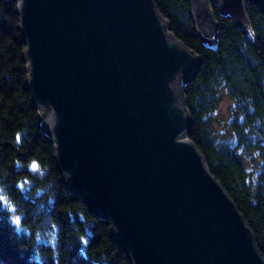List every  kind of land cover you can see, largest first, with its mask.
I'll return each mask as SVG.
<instances>
[{"label": "water", "instance_id": "water-1", "mask_svg": "<svg viewBox=\"0 0 264 264\" xmlns=\"http://www.w3.org/2000/svg\"><path fill=\"white\" fill-rule=\"evenodd\" d=\"M25 85L61 181L110 221L132 264H264L253 231L189 137L184 83L203 58L154 0H16ZM216 49L210 2L255 44L246 0H190ZM264 12V0H251Z\"/></svg>", "mask_w": 264, "mask_h": 264}, {"label": "trees", "instance_id": "trees-1", "mask_svg": "<svg viewBox=\"0 0 264 264\" xmlns=\"http://www.w3.org/2000/svg\"><path fill=\"white\" fill-rule=\"evenodd\" d=\"M154 1L172 34L203 58L184 83L193 119L188 138L243 214L264 258V12L246 0L254 44L211 1L219 24L215 49L201 41L190 0ZM17 5L0 0V264H132L110 221L61 181L53 140L37 125L38 108L25 85ZM224 98L231 101L226 118Z\"/></svg>", "mask_w": 264, "mask_h": 264}, {"label": "rangeland", "instance_id": "rangeland-1", "mask_svg": "<svg viewBox=\"0 0 264 264\" xmlns=\"http://www.w3.org/2000/svg\"><path fill=\"white\" fill-rule=\"evenodd\" d=\"M231 101H229L227 98H224V100L222 101V104H221V111L223 112V116H224V118H226L227 117V115H228V107H229V103H230ZM217 126H218V128H220L221 126H222V124H219V123H217Z\"/></svg>", "mask_w": 264, "mask_h": 264}, {"label": "snow or ice", "instance_id": "snow-or-ice-1", "mask_svg": "<svg viewBox=\"0 0 264 264\" xmlns=\"http://www.w3.org/2000/svg\"><path fill=\"white\" fill-rule=\"evenodd\" d=\"M32 167H33V168H36L37 165L33 164ZM2 199H3V197L0 196V200H2ZM5 203H6V202H5ZM16 222H17V223L19 222V217L16 218Z\"/></svg>", "mask_w": 264, "mask_h": 264}]
</instances>
